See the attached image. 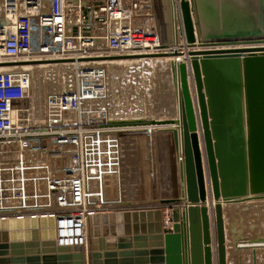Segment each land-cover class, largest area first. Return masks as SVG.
I'll return each mask as SVG.
<instances>
[{
	"label": "water",
	"instance_id": "1",
	"mask_svg": "<svg viewBox=\"0 0 264 264\" xmlns=\"http://www.w3.org/2000/svg\"><path fill=\"white\" fill-rule=\"evenodd\" d=\"M152 3L161 48L169 49L177 44L174 0ZM180 11L191 49L170 63L179 121L109 125L173 124L165 131L179 154L181 196L93 211L77 245L58 243L53 215L0 216V264H229L223 202L264 199V0H180Z\"/></svg>",
	"mask_w": 264,
	"mask_h": 264
},
{
	"label": "built area",
	"instance_id": "2",
	"mask_svg": "<svg viewBox=\"0 0 264 264\" xmlns=\"http://www.w3.org/2000/svg\"><path fill=\"white\" fill-rule=\"evenodd\" d=\"M174 20L177 44L163 49L152 0H0V216L53 215L58 243L77 245L86 240L89 213L117 207L103 204L91 185L122 167L120 130L107 124L103 104L108 58L181 49L180 0ZM39 62L68 66L74 77L43 124L28 110ZM188 81L200 122L191 74Z\"/></svg>",
	"mask_w": 264,
	"mask_h": 264
},
{
	"label": "rangeland",
	"instance_id": "3",
	"mask_svg": "<svg viewBox=\"0 0 264 264\" xmlns=\"http://www.w3.org/2000/svg\"><path fill=\"white\" fill-rule=\"evenodd\" d=\"M37 66L38 65H36V67ZM42 66L43 67H39L38 70L35 68L33 71L31 98L28 100V110L31 111L30 115H32V121L37 124H43L48 120L46 118L49 114L48 111L50 113L53 111L52 106L56 103L57 95L71 89L74 78L72 69L68 66H54L53 64H45ZM161 66L162 67L159 68V64L151 62L141 64L140 62L127 61L125 63H114L109 66L110 95L105 102L103 101L104 106L106 105L105 103H108L110 107V111L107 114L109 121H124L126 119L143 120L151 116V114L158 113V106L160 111L167 112V105L171 100V85L167 75L161 74L164 69L166 70L165 63L161 64ZM158 92L159 96L157 95ZM158 98H160V100ZM28 101L25 105L28 104ZM21 110L23 111L24 108H20L19 111ZM22 111L18 113L19 120H21L20 114H22ZM23 113H27V109H25ZM49 118H51V115ZM131 143L134 144V142ZM154 145L153 139L148 136L146 141H141L140 147L134 148V152L131 149L128 153L131 157H136V155L139 154L140 174L136 173V167H132V169L135 170L133 173H131V167L129 165L124 168L121 167L118 172L113 175H110V173L106 174L107 177H109L106 179V183H108L107 186L104 184L105 181L102 178L101 180L91 181L92 188L98 193H103L105 195L104 199H121L122 197L120 194H123V199L129 198V200L132 201L150 200L153 202L157 199V196H163V193L166 192L164 187L166 186V180L168 177L172 178L175 169L170 163L167 168H164V173L166 171L165 174L162 173L163 171L159 173L158 168L155 169L156 166H154L155 164L153 165L156 160V149ZM126 151L127 146L124 144V154L127 153ZM100 153L104 154V157H107L106 153ZM129 156L126 155V157ZM96 157L104 159L99 154L96 155ZM110 158H112V156ZM106 160L108 161V159ZM109 163H111V161ZM107 166L108 165L105 166V169ZM162 174L166 176L163 181L161 180ZM97 175L95 178H97ZM103 176L104 173H102L101 177ZM263 201L264 200L259 202L251 201L250 204L262 209L257 213V218L264 221ZM239 205H241V202L235 203V208H233L234 212L231 211L232 206H226L225 221L227 227H230L232 217L235 215V212H237L236 208L240 207ZM229 229H231V227ZM233 233H235V229H233ZM243 235H241L239 239L241 242L247 240L246 235ZM227 238L230 248L228 254L229 264H247L249 261V254H247V252H242V254H240L241 257H238V253H235V235H232L231 232V235L227 236ZM241 245L245 246L246 244L241 243ZM251 245H254L253 249L256 253L258 264H264V226L259 225L257 227L255 243ZM235 255L237 256V260L235 259Z\"/></svg>",
	"mask_w": 264,
	"mask_h": 264
},
{
	"label": "crops",
	"instance_id": "4",
	"mask_svg": "<svg viewBox=\"0 0 264 264\" xmlns=\"http://www.w3.org/2000/svg\"><path fill=\"white\" fill-rule=\"evenodd\" d=\"M157 95L159 96V92ZM176 97L177 96H175L171 90V100L168 102L167 112L160 111L159 106L157 108L158 109L157 111L161 112L162 115L169 116L170 114H172L173 112L172 103H173V99L176 100ZM158 99L160 100V98ZM151 135H152L151 138L153 139L155 143L154 148L156 149V157H155L156 160L153 163V165L155 164L154 166H156L155 169L158 168L159 173L162 171H163L162 173H164V168H167L169 163L170 165H173L175 169L173 171L172 178L167 176L168 179L166 180V183H165L166 186H164L166 192L163 193L164 195L156 197L157 198L156 200L159 202L160 199L165 198V197L175 198L176 196L181 195V188L178 187L179 186L178 183L180 184V172H179V167H178V164L175 158V149H174L172 132L170 131L166 132V131H161L159 129H153ZM118 136L121 140V153H123V160H122V154H121V166L124 168L129 165L131 167V173L135 172V170H133L132 167H136V173L140 174L141 167H140V160L138 156L139 154H137L136 157H131L129 156L130 154H127V153L124 154L125 152H123V148H124V144H126L128 153L130 152L131 149L134 152L135 151L134 148L138 146L140 147L141 141L142 142L143 140L146 141L148 135L145 134L144 136H142L140 132L128 131L126 133H120ZM141 137H143V139H141ZM131 142H134V144H132ZM126 155H128L129 157H126ZM165 178L166 176L163 175L161 177V180L163 181ZM245 203H248V201H246ZM245 203H241V205L243 206L236 208L237 212H235V215L232 217V221L230 225L232 231L231 229H229L230 227H227L226 233H227V236L231 235V232H232V235L233 234L235 235V243H234L235 246L234 247H235V253H238V257H241L240 254H242V252H247V254H249V258H248L249 261L247 260L248 261L247 264H253L254 245H251V244L255 243L257 227L259 225L264 226L263 225L264 221L257 218V213L260 212V210H262L261 208L254 207L250 203L248 204H245ZM168 213L169 212L167 209H163L164 221H166L167 216L169 215ZM233 229H235V233H233ZM243 234H245L247 237V240L245 242L239 241L240 236ZM226 241H227V254H229L230 248H229L228 238ZM241 243L246 244V245L245 246L241 245ZM235 259L237 260L236 255H235ZM261 261L263 262V259ZM228 262H229V258H228Z\"/></svg>",
	"mask_w": 264,
	"mask_h": 264
},
{
	"label": "bare ground",
	"instance_id": "5",
	"mask_svg": "<svg viewBox=\"0 0 264 264\" xmlns=\"http://www.w3.org/2000/svg\"><path fill=\"white\" fill-rule=\"evenodd\" d=\"M178 48H181V49H178L177 51H180V52H183L184 54L182 55V56H172L171 54H165V55H156V56H153V57H151V56H143V55H141V56H137V57H135V56H131L130 57V55H123V57H111V58H108V59H111V61L109 62V63H111L110 65H113L114 63H119V62H140L141 64H143V63H149V62H151V63H156V64H159V68L160 67H162L161 66V64H163V63H165V66H166V70L164 69L163 71H162V75L164 74L165 76L167 75V78L169 79V81H170V85H171V90H172V92L174 93V95L175 96H177V93H176V91L175 90H177V87H176V84H175V81H174V79H173V74H172V72H171V65H170V63H171V61H178V60H182L184 57H188V53H189V49H191V48H187V47H184V46H181V47H178ZM165 53H167V52H165ZM169 53H171V52H169ZM46 63H41V62H39V64H37L38 66L37 67H35V68H37V70H38V68L40 67H43L42 65H45ZM116 65V64H115ZM118 65V64H117ZM153 65V64H152ZM155 65V64H154ZM156 66V65H155ZM153 67V66H152ZM157 67V66H156ZM154 68V67H153ZM158 68V67H157ZM67 70V69H66ZM160 71V70H159ZM165 71V72H164ZM174 98V97H173ZM172 108H173V112H172V114H170L169 116H167V115H162V113L161 112H158V113H156V114H151V116H148L147 118H145V120L146 121H150V120H152V119H155L156 121H159L160 123H162V121H164V120H175V121H179V118H180V109L178 108V102H177V97H176V100L175 99H173V103H172ZM29 109V108H28ZM121 122V121H120ZM119 122V123H120ZM109 123L110 122H108L107 124L109 125ZM106 124V123H105ZM111 127H115L116 129H118V130H120L119 132H118V135H119V133H125L124 131H122L121 129H129V128H134V127H137V129H143V131H141L140 132V134L142 135V136H144L145 134H147L149 137H152V130H151V128L150 127H152V129H159V130H161V129H164V130H161V131H165L166 130V128H171V127H174V125L173 124H159V125H150V124H148V125H140V126H120L119 128H118V126H111ZM127 127V128H126ZM166 132H168V131H166ZM117 135V136H118ZM147 136V137H148ZM113 137L115 138L116 137V134L115 135H113ZM141 139H143V137H141ZM119 141H121V140H119V139H117V142H119ZM111 143L113 144V142L111 141ZM109 141H108V143L107 144H111ZM95 145L96 144H94V147H95ZM111 146H114V145H111ZM94 149H96V148H94ZM102 149H105V151L108 149L106 146H104ZM174 149H175V158H176V161H177V164H178V167L180 168V162H179V154H178V152H177V150H176V148H175V146H174ZM127 152V154H128V150L126 151ZM122 154V160H123V153H121ZM104 158H106V157H104ZM113 175V174H112ZM107 178H109V177H107V176H105V178L103 179L105 182H104V184L107 186L108 185V183H106V179ZM122 182H123V180H122ZM178 187H180L181 188V185L178 183ZM127 188H129V187H127ZM130 189V188H129ZM106 191H107V189H106ZM128 191V190H127ZM108 192V191H107ZM104 193H105V191H104ZM179 193V192H178ZM106 194V193H105ZM121 195V199H103V198H101V202L103 203V204H108V205H113V206H121V207H133V206H143V205H146V204H156V202L158 203V201L156 200H154L153 202H151L150 200L148 201H132V200H129V198H126V199H123V194H120ZM103 196H105L104 194H103ZM181 195H178V196H176L175 198H179ZM106 198V197H105ZM120 200V201H119ZM262 200H264V199H256V200H246V201H248V203H250L251 201L252 202H259V201H262ZM245 200L244 201H239V202H229V203H227V202H223V208H224V214H225V209L227 208L226 206H232L231 207V211H233L234 212V210H233V208L235 207H233V204L235 205V203H245L246 202ZM264 202V201H263ZM212 206H214V199L212 200ZM229 206V207H230ZM239 206H243V205H239ZM244 206H246V205H244ZM256 213V212H255ZM168 222V221H167ZM169 223V222H168ZM169 226H171V223H169L168 224Z\"/></svg>",
	"mask_w": 264,
	"mask_h": 264
}]
</instances>
